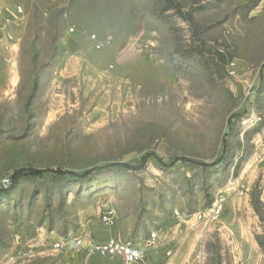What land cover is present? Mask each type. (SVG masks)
I'll return each instance as SVG.
<instances>
[{
    "label": "rangeland",
    "instance_id": "374dc122",
    "mask_svg": "<svg viewBox=\"0 0 264 264\" xmlns=\"http://www.w3.org/2000/svg\"><path fill=\"white\" fill-rule=\"evenodd\" d=\"M110 236L264 264V0H0V264Z\"/></svg>",
    "mask_w": 264,
    "mask_h": 264
},
{
    "label": "built area",
    "instance_id": "2783aa9c",
    "mask_svg": "<svg viewBox=\"0 0 264 264\" xmlns=\"http://www.w3.org/2000/svg\"><path fill=\"white\" fill-rule=\"evenodd\" d=\"M71 32L74 28L70 29ZM92 38H95L94 36ZM222 213L221 201H215L211 208L208 210L207 214L204 215L209 221H213L218 218ZM102 222L105 226H110L112 224V212L108 211L104 214ZM55 248L62 249L64 247L79 248L82 247V240L75 239L72 240L68 246L60 243H55ZM90 251H96L98 253L104 254L113 260H119L125 264H150V259L147 250L133 244L132 242L120 241L114 236H110L105 241L93 245L89 248ZM163 264H173L169 260L165 261Z\"/></svg>",
    "mask_w": 264,
    "mask_h": 264
},
{
    "label": "crops",
    "instance_id": "0c3cea01",
    "mask_svg": "<svg viewBox=\"0 0 264 264\" xmlns=\"http://www.w3.org/2000/svg\"><path fill=\"white\" fill-rule=\"evenodd\" d=\"M2 73L7 75L8 77L9 69L7 68L5 71L3 70ZM170 246H171L170 244L166 245L165 243L150 245L148 248V256L150 259V264H163L166 260L171 261L173 264H185L174 258V256L172 255V251L169 249L171 248ZM119 262L121 261L116 259L114 260V264Z\"/></svg>",
    "mask_w": 264,
    "mask_h": 264
},
{
    "label": "trees",
    "instance_id": "16d2710c",
    "mask_svg": "<svg viewBox=\"0 0 264 264\" xmlns=\"http://www.w3.org/2000/svg\"><path fill=\"white\" fill-rule=\"evenodd\" d=\"M143 161H146V158H144ZM128 167H130V168H135L136 165L133 164V163H131ZM94 171H96V168L87 169V170L85 171L84 174H81V175H80V177L83 178V177H87V176H89V175H92V174L94 173ZM26 173H29V174H40L41 171H40V170H31V171L26 172ZM20 174H22V172L17 173V176H19ZM23 174H24V173H23Z\"/></svg>",
    "mask_w": 264,
    "mask_h": 264
}]
</instances>
